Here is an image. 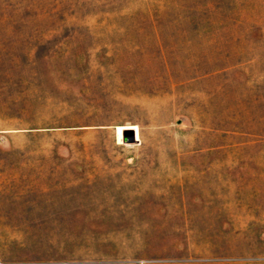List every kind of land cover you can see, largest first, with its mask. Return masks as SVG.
<instances>
[{"label": "rangeland", "instance_id": "rangeland-1", "mask_svg": "<svg viewBox=\"0 0 264 264\" xmlns=\"http://www.w3.org/2000/svg\"><path fill=\"white\" fill-rule=\"evenodd\" d=\"M0 264H264V0H0Z\"/></svg>", "mask_w": 264, "mask_h": 264}, {"label": "bare ground", "instance_id": "bare-ground-1", "mask_svg": "<svg viewBox=\"0 0 264 264\" xmlns=\"http://www.w3.org/2000/svg\"><path fill=\"white\" fill-rule=\"evenodd\" d=\"M125 128L127 129V127H125ZM129 129H131L130 130L131 134H134L135 138L137 139V129H136V127L135 126L129 127ZM121 131H122V127H118V129H117L118 139L122 138L121 137V134H122Z\"/></svg>", "mask_w": 264, "mask_h": 264}, {"label": "water", "instance_id": "water-1", "mask_svg": "<svg viewBox=\"0 0 264 264\" xmlns=\"http://www.w3.org/2000/svg\"><path fill=\"white\" fill-rule=\"evenodd\" d=\"M133 140H135V138H134V135L132 134L131 138H130V141H133Z\"/></svg>", "mask_w": 264, "mask_h": 264}]
</instances>
